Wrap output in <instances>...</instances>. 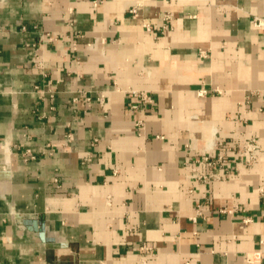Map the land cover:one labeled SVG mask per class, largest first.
Instances as JSON below:
<instances>
[{"label":"crops","instance_id":"obj_1","mask_svg":"<svg viewBox=\"0 0 264 264\" xmlns=\"http://www.w3.org/2000/svg\"><path fill=\"white\" fill-rule=\"evenodd\" d=\"M258 20L261 0H0V264H264Z\"/></svg>","mask_w":264,"mask_h":264},{"label":"built area","instance_id":"obj_2","mask_svg":"<svg viewBox=\"0 0 264 264\" xmlns=\"http://www.w3.org/2000/svg\"><path fill=\"white\" fill-rule=\"evenodd\" d=\"M261 1L264 3V0H261ZM131 11L134 13L136 11V9L133 7L131 9ZM255 25H257L259 27L260 26L264 27V22L258 20V21H256ZM255 149H256L255 145H253V144H246L245 149L242 151V155L245 156V158H246V160L248 162L249 161H252L253 162L255 160V157H256L255 154H254V150ZM204 160H207L208 161L207 157L204 158ZM208 163H211V162L208 161ZM261 191L264 192V189H261Z\"/></svg>","mask_w":264,"mask_h":264},{"label":"water","instance_id":"obj_3","mask_svg":"<svg viewBox=\"0 0 264 264\" xmlns=\"http://www.w3.org/2000/svg\"><path fill=\"white\" fill-rule=\"evenodd\" d=\"M36 229V227H34ZM40 238L43 240L44 239V231H43V226L40 223L39 229H37Z\"/></svg>","mask_w":264,"mask_h":264}]
</instances>
